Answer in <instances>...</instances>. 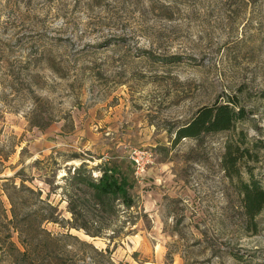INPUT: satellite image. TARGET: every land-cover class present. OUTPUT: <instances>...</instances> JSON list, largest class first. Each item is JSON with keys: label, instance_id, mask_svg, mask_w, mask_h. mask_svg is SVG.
Segmentation results:
<instances>
[{"label": "rangeland", "instance_id": "1", "mask_svg": "<svg viewBox=\"0 0 264 264\" xmlns=\"http://www.w3.org/2000/svg\"><path fill=\"white\" fill-rule=\"evenodd\" d=\"M215 103L243 118L175 143ZM0 163L25 181L21 217L39 213L13 234L22 264H264V211L251 220L240 193L264 187V0H0ZM107 167L133 203L98 215L82 195L73 215L75 173Z\"/></svg>", "mask_w": 264, "mask_h": 264}, {"label": "trees", "instance_id": "2", "mask_svg": "<svg viewBox=\"0 0 264 264\" xmlns=\"http://www.w3.org/2000/svg\"><path fill=\"white\" fill-rule=\"evenodd\" d=\"M243 112L244 109L233 103H215L213 106H204L197 111L187 124L183 125L176 132L175 143L180 142L184 138L198 139L206 133L229 131L234 128L238 120L243 118ZM239 158L234 156L231 151L227 152L226 168L230 174L235 172L233 170H236ZM4 169L5 166H3L2 171L0 170V175L3 174ZM18 178H20L18 174L13 177L0 178L4 183L2 185L3 193L0 194V244L1 240L3 243H8L9 249L12 251V254L8 257L11 264H22V259L28 257L29 253L24 245L25 250H22L13 241V234L21 232L22 226L26 225H28L31 231H38L39 228L37 225V222L39 223L38 212L35 214V219L30 220L29 216L21 217L17 207L18 205H24L23 202L18 203V201H23L24 194L28 192L24 187V179L20 178L21 185L17 186L15 183V185L5 187ZM240 184V193L243 198L246 215L251 220H254L264 211V187L253 178L247 182H244L241 178ZM69 185H75L76 196H80L75 198L73 193H69L70 210L73 215L78 214L77 200L82 195H88L84 198L85 205H93L98 215L100 213L115 215L118 212L119 205L129 207L133 203V199L129 193L130 183L121 170L115 167L103 169L102 174L96 178L84 173L80 169L75 173ZM28 190L33 194V198L37 203L39 201V194L33 189L29 188ZM3 197L8 198V202L11 205L10 210L7 209ZM117 201H119V204L116 203ZM46 220H50V217ZM97 222L98 224L101 223V221ZM85 230L92 236H99L102 232L100 227L94 231ZM23 262L34 264L32 260Z\"/></svg>", "mask_w": 264, "mask_h": 264}, {"label": "built area", "instance_id": "3", "mask_svg": "<svg viewBox=\"0 0 264 264\" xmlns=\"http://www.w3.org/2000/svg\"><path fill=\"white\" fill-rule=\"evenodd\" d=\"M132 161L134 163L136 175H141L150 164V157H146V152L135 151L132 156Z\"/></svg>", "mask_w": 264, "mask_h": 264}]
</instances>
